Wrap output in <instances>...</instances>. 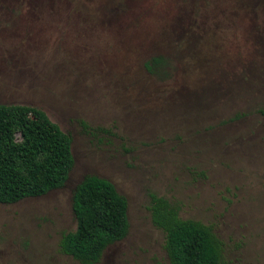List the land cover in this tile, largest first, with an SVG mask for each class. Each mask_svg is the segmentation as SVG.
<instances>
[{
    "label": "rangeland",
    "instance_id": "1",
    "mask_svg": "<svg viewBox=\"0 0 264 264\" xmlns=\"http://www.w3.org/2000/svg\"><path fill=\"white\" fill-rule=\"evenodd\" d=\"M0 103L43 109L74 156L63 186L0 202V264H81L60 240L88 174L128 202L96 264H168L152 193L212 227L220 264H264V0H0Z\"/></svg>",
    "mask_w": 264,
    "mask_h": 264
},
{
    "label": "trees",
    "instance_id": "2",
    "mask_svg": "<svg viewBox=\"0 0 264 264\" xmlns=\"http://www.w3.org/2000/svg\"><path fill=\"white\" fill-rule=\"evenodd\" d=\"M161 56L146 61L149 71ZM68 133L35 106L0 103V202L39 196L66 182L74 165ZM76 226L60 240L63 253L81 264H96L104 250L129 231L128 202L108 179L88 174L76 185L71 201ZM152 223L164 233L168 264H220L223 242L212 227L181 218L179 207L150 194Z\"/></svg>",
    "mask_w": 264,
    "mask_h": 264
}]
</instances>
